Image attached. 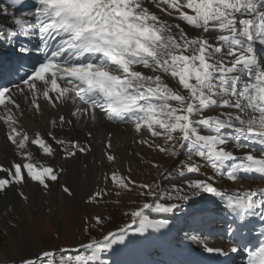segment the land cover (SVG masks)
Segmentation results:
<instances>
[{
	"label": "snow or ice",
	"instance_id": "1",
	"mask_svg": "<svg viewBox=\"0 0 264 264\" xmlns=\"http://www.w3.org/2000/svg\"><path fill=\"white\" fill-rule=\"evenodd\" d=\"M24 3L0 0V54L20 62L11 79L0 81V124L19 161L0 165V193L29 181L48 191L58 171L34 162L30 148L47 159L58 149L66 159L88 153L89 144L58 138L53 130L95 123L99 116L128 125L139 137L134 142L177 159V166L175 174H160L167 186L138 184L118 170L102 174L117 196L139 189L151 202L125 213L130 222L102 238L43 251L20 264H112L107 257L120 247L169 229V219H150L146 209L175 214L200 199L223 205L232 217L226 244L205 243L204 251L246 254L247 264H264V188L229 194L210 182L264 178V0H32L27 9ZM22 105L33 113L52 110L49 130L30 136L20 124ZM105 158L116 161L113 154ZM63 191L72 195L67 186ZM16 194L28 199L23 191ZM105 195L101 189L90 199ZM254 217L261 227L252 243L242 231ZM95 223L103 228L102 214Z\"/></svg>",
	"mask_w": 264,
	"mask_h": 264
},
{
	"label": "bare ground",
	"instance_id": "2",
	"mask_svg": "<svg viewBox=\"0 0 264 264\" xmlns=\"http://www.w3.org/2000/svg\"><path fill=\"white\" fill-rule=\"evenodd\" d=\"M4 18L0 17V22H3ZM22 110L24 114L20 117V124L25 131L29 133L31 136L34 132H40L44 134L47 130H49V121L53 118L55 113L50 110L46 109L40 113H33L29 112L24 109L22 105ZM91 132L92 135L89 137L87 136V132ZM6 127L3 124H0V165L8 166L11 161L18 159L15 155L13 146L5 138ZM53 133L57 135L58 138L61 139H78L82 143H87L91 146V151L88 153H77L76 157L74 158H65L63 153L59 151V154L56 155L54 158L47 159L44 158L41 153H38L34 147L30 148V151L33 153L34 162L45 163L49 165H54V167L58 171V180L54 182H50L49 190L44 191L42 187L38 184V182H27L24 184L22 188H17L16 192L8 191L5 193H0V214L4 211L8 210L10 206H13V210L15 212V219L18 218L19 210H23L24 206H28V216L30 219L33 218L32 214L30 213L31 204H38L41 213H43L46 209L48 213L46 215L48 221L45 222V225L49 222H53L54 220H60L64 214V211L67 209L65 207H71L68 203L72 202L74 197L78 200V202L82 201L81 205L84 208H93L89 206V204H93L96 206L98 202H95L89 196L92 195L95 191H99L101 187L105 184L102 183V174H109L115 170H109L111 168L109 161L105 158V153L113 154L118 157V161H120V171L123 172H133L131 174H127L132 180L135 179V176L140 171V169L135 172L133 170L134 167V160H135V153H138L141 148L137 142L134 140H138L139 137L135 136L134 131L125 124L116 123V122H109L103 116H99L95 123H87V124H76L73 128H64V129H54ZM111 141V148L107 147L108 141ZM51 142V141H50ZM55 146V145H54ZM130 152L132 156H130ZM136 162V161H135ZM62 169V171H60ZM129 169V171H127ZM131 169V170H130ZM118 170V171H119ZM135 172V173H134ZM140 174V172H139ZM249 175V174H246ZM242 175L238 182H235L234 188L237 189H254L260 187L263 183L258 182H246L245 176ZM203 178V177H200ZM149 178H146L147 181ZM137 182V181H136ZM217 185H224L225 187H230L233 185L232 182L225 181L222 179H218V182H212ZM112 184L110 183L109 186ZM67 186L72 191V195H68L64 193L63 188ZM167 186V185H166ZM19 191H23L25 195L28 197L27 200L21 199L16 193ZM139 191H133L137 192ZM127 192L124 193V195ZM144 198V197H142ZM103 199V198H102ZM100 199L99 201H101ZM148 200V198H146ZM147 200L145 202H147ZM92 202V203H91ZM148 202H151L149 199ZM87 203V205L85 204ZM32 204V206H33ZM205 199H200L199 202L193 205L190 209H186L184 211H178L175 214L185 213L192 210H198L201 205H205ZM82 206H80V211L82 210ZM66 209V210H65ZM68 214L66 215L68 220V215L72 218V209H68ZM146 214L149 215L150 219H160L168 214H157L152 212L151 209L145 210ZM163 215V216H160ZM4 216V215H3ZM8 218L13 217V211L6 215ZM5 217V216H4ZM54 218V220H53ZM14 219V220H15ZM16 221V220H15ZM19 226L20 224L17 223ZM44 226V225H43ZM53 227V223H52ZM13 230V229H12ZM9 230L10 239H11V250L13 251L15 247L19 246V236H15V232ZM41 233V232H40ZM42 234V233H41ZM155 235V232L146 233V235ZM22 236V235H21ZM16 237V238H15ZM40 237H43L40 235ZM224 234L217 233L206 242H200L197 244V251L199 252L200 256L206 252L203 249V244H207L210 247H222L226 244L227 238H223ZM82 242V241H80ZM78 242L77 245L80 244ZM189 243H183L181 252L182 261L187 263H194V264H202L200 260H192L189 253H187V249L189 248ZM192 248H195L191 246ZM200 248V250H198ZM2 248L0 246V261L4 260V256L2 254ZM214 255L217 260H225L226 258H233L237 257L239 254H230L229 256L225 257L223 255L212 254ZM8 256V255H7ZM137 257V264H148L149 259L145 255V251L141 254H136ZM162 260H159L157 264H175L172 257L166 253L165 256L162 254L160 255ZM13 261V260H9ZM206 262H211L212 260H204ZM152 261H150V264ZM237 264H240L239 261H236Z\"/></svg>",
	"mask_w": 264,
	"mask_h": 264
},
{
	"label": "rangeland",
	"instance_id": "3",
	"mask_svg": "<svg viewBox=\"0 0 264 264\" xmlns=\"http://www.w3.org/2000/svg\"><path fill=\"white\" fill-rule=\"evenodd\" d=\"M139 146L143 147L144 145L139 144ZM130 156H132L131 152ZM134 156L135 160L133 163H135V168L133 170L137 172L140 169V174L138 172L135 176L138 184L160 183L161 186H166L168 182L162 180L160 174L165 169H169L175 174V168L177 166V159L175 158L150 150L146 146L141 148ZM184 158L185 157L181 155L178 159L183 160ZM193 159L197 160L198 163H202V161H199L196 157H193ZM156 164L160 167H154ZM110 166L111 168L109 170L117 171L120 169L121 164L120 161H118V157L116 158L115 163H110ZM127 171H129V169H127ZM202 172L206 173L209 177L213 175L208 168H202ZM122 173L123 172L119 170V174L121 175ZM131 173L133 172H125L123 176H127V174ZM110 174L111 172L108 175L110 176ZM146 178H149V181H147ZM109 184L110 183H105L101 187L106 193L103 199L99 201L96 206L89 204V206L93 208H84L81 205L82 201L78 202L74 197L72 202L68 203L71 207H65L67 210L65 209L66 211H64L62 218L56 221L53 218L54 221L51 222L49 220L47 225H45V222L48 221L46 217L48 210L46 209L41 213L40 209H37L39 208L38 204L32 203L33 206L31 204V207L33 208L30 209L29 214L33 213L32 219L28 216L27 205L24 206L23 204H20L23 207V210H19L17 215L18 218L16 219L15 212L12 208L13 206H10L8 210L0 214V246L3 251L2 254L5 255L4 260L0 261V264H20L22 258H35L43 251L55 250L58 248H76L80 241L87 242L90 237L97 239L102 238V235L106 234L107 231L115 230L117 227H122L125 223L130 222V216L125 213H130V211L142 206L147 199L145 197H140L137 194L138 191L134 193L127 192L125 195L124 193L126 191H121L120 195L117 196L115 191H113L115 186L113 184L109 186ZM149 199L151 200V198H148V200ZM117 201H119L118 204ZM85 204L87 205V203ZM80 206H82L81 211ZM68 209H72L73 212L72 218L69 214L67 220L66 215L69 212ZM12 211L13 217L8 218L6 215ZM101 214L105 219L103 228L97 226L95 223V217ZM170 219L171 218L169 217V220ZM17 223H19L20 226ZM10 229H13L12 231L16 233L15 236L18 237L20 234L19 243H17L19 246L15 247L13 251L11 250L12 248L10 245ZM40 235L43 237H40ZM145 236L148 235L145 234ZM144 242L145 245H148V243H152L153 241L150 237L135 240L130 246L120 247L117 251L113 252L116 256L115 259L111 258L110 255L107 258L110 259L111 262L116 260L114 264H117L118 262L123 263L127 260L121 259V254L135 253V251H139L140 246ZM153 256L154 255H151V257Z\"/></svg>",
	"mask_w": 264,
	"mask_h": 264
}]
</instances>
